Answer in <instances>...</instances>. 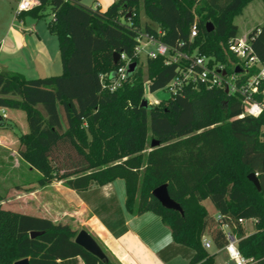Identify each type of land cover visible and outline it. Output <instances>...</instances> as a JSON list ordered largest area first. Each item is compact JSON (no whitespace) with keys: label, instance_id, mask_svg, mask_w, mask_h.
I'll use <instances>...</instances> for the list:
<instances>
[{"label":"trees","instance_id":"16d2710c","mask_svg":"<svg viewBox=\"0 0 264 264\" xmlns=\"http://www.w3.org/2000/svg\"><path fill=\"white\" fill-rule=\"evenodd\" d=\"M37 1L16 17L40 19L50 9L47 28L57 37L62 71L28 79L1 69L0 107L25 112L28 131L18 135V153L40 173L38 186L61 180L84 191L123 179L127 211L159 216L174 242L193 250L189 264H215L203 237L210 236L218 249L225 247V225L241 254L264 264V114L240 116L239 98L204 85H187L176 97L141 106L145 78L155 92L177 74L178 65L167 64L163 56L148 59L146 75L138 67L114 90L101 77L107 75L104 80L110 82L117 69L115 52L132 55L138 30L157 32L148 21L142 23V12L167 44H186L226 64L236 61L229 50V40L238 37L234 17L253 0H115L105 10L80 0ZM194 22L198 32L190 43ZM247 35L264 60V23ZM154 139L160 145L146 152ZM250 173H258L260 190L248 179ZM164 183L183 216L152 194ZM207 198L220 219L209 215L202 203ZM3 200L0 194V264L23 258L30 264H59L77 256L84 264H121L96 237L106 260L75 242L78 228L7 208ZM240 219H254V231L247 234ZM32 231L42 233L31 237Z\"/></svg>","mask_w":264,"mask_h":264},{"label":"crops","instance_id":"0c3cea01","mask_svg":"<svg viewBox=\"0 0 264 264\" xmlns=\"http://www.w3.org/2000/svg\"><path fill=\"white\" fill-rule=\"evenodd\" d=\"M91 7L102 10V3L97 1ZM151 25L158 28L156 24ZM45 28L30 18L11 20L0 38V70L19 72L28 79L62 71L57 37L49 32L47 24ZM0 110L5 111L8 119L14 109L0 107ZM29 195L33 215L87 230L121 264H189L193 254L191 248L174 242L171 231L156 214L132 215L127 211L123 179L84 191L70 189L63 181L53 182L33 187ZM217 215L216 212L214 217ZM248 221L244 222L247 234L255 229L248 226ZM207 250L215 254V264H236L224 247L218 249L212 244ZM59 264L84 262L77 256L61 260Z\"/></svg>","mask_w":264,"mask_h":264},{"label":"built area","instance_id":"2783aa9c","mask_svg":"<svg viewBox=\"0 0 264 264\" xmlns=\"http://www.w3.org/2000/svg\"><path fill=\"white\" fill-rule=\"evenodd\" d=\"M37 4V0H20L17 11L28 10ZM156 29V33L145 28L137 31L132 55L120 53L117 69L109 75V83L104 80L107 75L101 76L105 87L114 90L121 86L138 69L143 55L148 59L163 56L167 64L178 65L177 74L163 88L168 92L169 97L181 94L187 85L196 89L204 85L222 89L227 95L239 98L244 106V112L240 116L259 117L264 114V60L255 52L248 35L229 40V50L236 57V61L226 64L216 61L213 56L200 53L197 48L190 50L189 47H184L186 44L183 43L180 44L181 47L171 46L160 38L163 32L159 28ZM197 32V25L194 22L189 36L190 43L194 41ZM259 32L260 29L257 33ZM133 62H136L137 66L133 73H129V66ZM237 67L240 69L239 72L235 71ZM259 95L262 100L257 99ZM255 176H258V173H255ZM220 218L221 215L218 214L216 219ZM245 221V219L239 220L240 223ZM223 229L228 239L224 248L230 257L236 264H248L251 260L241 254L237 240L230 233L228 226L225 225ZM202 242L206 249L213 244L208 235L203 237Z\"/></svg>","mask_w":264,"mask_h":264},{"label":"rangeland","instance_id":"374dc122","mask_svg":"<svg viewBox=\"0 0 264 264\" xmlns=\"http://www.w3.org/2000/svg\"><path fill=\"white\" fill-rule=\"evenodd\" d=\"M102 3V10L115 0H80V2L87 6H96V3ZM110 2V3H109ZM18 0H0V38L5 29L9 26L10 21L16 17ZM44 17L36 19L31 15H25L23 19H34L40 26L46 29L47 22L53 17L50 9L44 11ZM141 20L144 24L148 21V17L144 12L141 13ZM234 22L238 25V37H245L250 31L264 23V0H253L249 2L242 12L234 17ZM55 39V36L52 35ZM148 57L143 55L140 60L139 67H142L146 75ZM60 71L55 75L60 74ZM145 98L152 104L156 105L162 100L169 97L165 89H160L155 92H150L148 89V80L145 78ZM1 115L6 121V127H0V194L3 196V205L7 208L25 212L28 209V214H35L32 206V196L29 195V189L37 187L36 180L40 177V173L34 168L30 167L19 156V138L20 133L28 131V123L24 111L14 109L11 117L6 119L5 111L0 110ZM12 118V119H11ZM152 143V142H151ZM151 143L147 145L146 152L150 150ZM56 180L54 182H60ZM203 205L206 207L209 215L214 216L216 209L210 198L203 200ZM248 226L255 227L254 219H248ZM79 231V229H78Z\"/></svg>","mask_w":264,"mask_h":264},{"label":"water","instance_id":"95a60500","mask_svg":"<svg viewBox=\"0 0 264 264\" xmlns=\"http://www.w3.org/2000/svg\"><path fill=\"white\" fill-rule=\"evenodd\" d=\"M207 30L212 31L213 30V24L211 22H207L206 24ZM120 53L115 52L114 53V63L118 64L119 59H120ZM137 66L136 62H133L129 66V73H133L135 71V68ZM236 72H239L240 69L237 67ZM150 105V102L144 97L141 101V106L143 107H148ZM4 117L0 113V126L4 125ZM160 145V141L154 139L151 143V146L157 147ZM248 179L254 183V185L257 187V189H261L259 180L257 176H255V173H250L248 175ZM152 194L160 201L163 207L167 209H172L174 211H178L182 216L184 215V211L181 207V205L175 201L173 198H171L169 191H168V184L164 183L158 187H156L153 191ZM42 232L40 231H32L30 233L31 237H36L40 235ZM75 242L83 247L86 251L90 252L97 258L101 260H106L107 256L99 243L96 241V239L85 229H81L78 231L76 237H75ZM14 264H30V261L28 258H23L20 260H17Z\"/></svg>","mask_w":264,"mask_h":264}]
</instances>
